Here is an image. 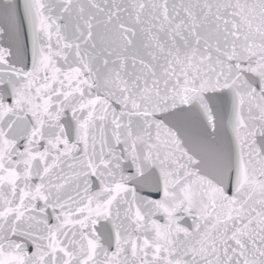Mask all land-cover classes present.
<instances>
[{
    "label": "snow or ice",
    "instance_id": "snow-or-ice-1",
    "mask_svg": "<svg viewBox=\"0 0 264 264\" xmlns=\"http://www.w3.org/2000/svg\"><path fill=\"white\" fill-rule=\"evenodd\" d=\"M0 264H264V0H0Z\"/></svg>",
    "mask_w": 264,
    "mask_h": 264
}]
</instances>
